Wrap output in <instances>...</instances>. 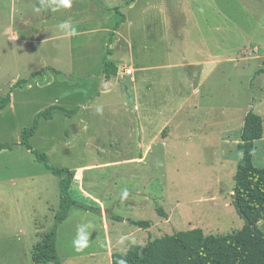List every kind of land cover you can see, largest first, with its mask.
I'll return each instance as SVG.
<instances>
[{"label": "rangeland", "instance_id": "obj_1", "mask_svg": "<svg viewBox=\"0 0 264 264\" xmlns=\"http://www.w3.org/2000/svg\"><path fill=\"white\" fill-rule=\"evenodd\" d=\"M128 1L70 0L53 11L58 0H0V96L12 97L0 111V142L14 144L0 150V264H32L35 222L43 232L54 224L46 209L59 208V178L19 144L51 105L76 112L41 118L31 144L55 166H85L81 187L91 198L76 180L72 196L101 208L98 198L125 217L106 214L116 251L179 230L219 235L244 225L234 176L246 114L261 115L264 126V72L256 73L264 68V0ZM118 7L126 21L115 30ZM106 57L118 66L110 80ZM19 79L28 83L12 89ZM254 165L264 167V135ZM87 211L74 208L59 226V256L110 264L95 216L102 213ZM257 226L264 231V221ZM78 228L87 236L81 251Z\"/></svg>", "mask_w": 264, "mask_h": 264}, {"label": "trees", "instance_id": "obj_2", "mask_svg": "<svg viewBox=\"0 0 264 264\" xmlns=\"http://www.w3.org/2000/svg\"><path fill=\"white\" fill-rule=\"evenodd\" d=\"M135 0H129L132 4ZM121 14L120 20L116 23L115 30L126 21V16ZM115 31H112L114 36ZM111 37V42H112ZM108 54L112 51L108 49ZM264 72V68L256 73ZM118 66L108 57L104 60V75L106 80L117 75ZM28 79H19L11 88L14 89L27 84ZM12 101L11 91L0 96V111L6 108ZM59 110L67 115H73L76 110L68 109L60 105H51L35 115L31 126L23 128L21 132L20 145L30 150L35 160L42 162L46 169L59 178L60 203L59 209L54 215V224L46 232L41 241L34 247L32 252V264L53 262L62 264L57 254L55 242L58 226L63 222L72 206L77 205L86 210H93L102 213L101 208H94L89 204L79 203L72 194L71 188L75 182V171L66 166H55L49 162V157L33 147L31 137L38 129L41 118L52 119L55 111ZM264 135L263 118L261 115L250 111L246 114L241 134V141L238 143L242 155L237 163L234 176V193L237 202L234 206L238 214L243 218V227L233 233L206 235L202 228H191L179 230L172 234H165L161 237L149 240L145 244H132L124 251L112 253V264H264V231L257 223L264 221V167L254 165L255 142ZM14 144L0 142V150L12 149ZM158 212L166 216L162 208ZM113 220L125 221L121 215L111 214L108 209L105 211ZM127 221L140 228H149L150 220L127 219Z\"/></svg>", "mask_w": 264, "mask_h": 264}, {"label": "crops", "instance_id": "obj_3", "mask_svg": "<svg viewBox=\"0 0 264 264\" xmlns=\"http://www.w3.org/2000/svg\"><path fill=\"white\" fill-rule=\"evenodd\" d=\"M263 138V137H262ZM84 169H85V166H79L77 169H72L73 171H75V174H76V183L78 182V183H80V187H79V191L82 193V194H85V196H89V198H91L90 196V194L89 193H87L85 190H84V188L83 187H81V184L83 183V182H81V180H83V178H84V176H83V173H84ZM73 187L74 186H72V188H71V194H72V190H73ZM76 200V199H75ZM93 200V199H92ZM77 201V200H76ZM95 203H99L100 204V206H101V209L103 210V212H102V214L101 215H95L96 217H98L99 219H100V221L102 222V225H103V228H104V230H105V235H106V239H105V248H106V250H105V252L107 253V255H108V257H109V260H110V264H112V253L113 252H115L116 250L113 248V241H114V239L111 237V233H110V229H109V224H108V222H109V219H108V217L106 216V213H105V208H104V205H103V203L98 199V198H94V200H93ZM98 201V202H97ZM79 202V201H78ZM79 203H82V202H79ZM74 208H76V209H83V210H85V212H88V213H84V214H91V213H89V211H87L86 209H84V208H82V207H80V206H77V205H74V206H72L71 208H70V210H69V213H68V216H67V218L63 221V222H61L60 224H59V226H62L63 225V223L68 219V217L73 213V211H74ZM59 209V208H58ZM58 209H50L49 207H47V212L49 213V218H51L52 219V217L54 218V215H55V213H56V211L58 210ZM88 215V216H89ZM92 216V215H91ZM91 216H89L90 218H93V217H91ZM48 226L50 225V222L47 224ZM59 226H58V231H57V238H56V242H55V247H56V251H57V254H58V256H59V252H58V245H57V243H58V238H59V235H60V230H61V227L59 228ZM34 227H35V234H37V236H39V237H41L40 238V240L35 244V245H33V249H34V247L41 241V239H42V237H43V235L46 233V232H48L50 229H51V227L46 231V232H43V228H41L42 226L41 225H39L37 222H35V224H34ZM46 228V227H45ZM117 238V237H116ZM115 238V239H116ZM33 249H32V252H33ZM95 253H93V254H90V255H94ZM60 257V256H59ZM61 259V262H62V264H65L66 263V261L67 260H69V258H68V256H67V260L66 261H64L62 258H60ZM45 263H49V262H45ZM42 264V263H41Z\"/></svg>", "mask_w": 264, "mask_h": 264}, {"label": "clouds", "instance_id": "obj_4", "mask_svg": "<svg viewBox=\"0 0 264 264\" xmlns=\"http://www.w3.org/2000/svg\"><path fill=\"white\" fill-rule=\"evenodd\" d=\"M60 7H70V0H58L56 6L53 8V11L57 10ZM61 29H66L68 27L67 23H62L59 25ZM74 31V29H73ZM97 114H103V106L96 107ZM128 195L127 191L123 192V196L126 197ZM87 236L84 233L83 228H78L77 230V238L73 241L74 245H76V250L81 251L86 246ZM123 264V262H121Z\"/></svg>", "mask_w": 264, "mask_h": 264}, {"label": "built area", "instance_id": "obj_5", "mask_svg": "<svg viewBox=\"0 0 264 264\" xmlns=\"http://www.w3.org/2000/svg\"><path fill=\"white\" fill-rule=\"evenodd\" d=\"M126 75H130V76H133V70L131 68H127L124 72Z\"/></svg>", "mask_w": 264, "mask_h": 264}, {"label": "water", "instance_id": "obj_6", "mask_svg": "<svg viewBox=\"0 0 264 264\" xmlns=\"http://www.w3.org/2000/svg\"><path fill=\"white\" fill-rule=\"evenodd\" d=\"M233 199H234L235 202H237V196H236L235 193H233Z\"/></svg>", "mask_w": 264, "mask_h": 264}]
</instances>
